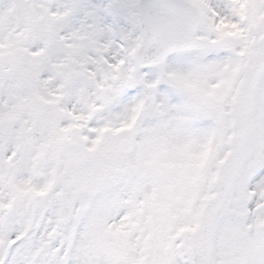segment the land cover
Instances as JSON below:
<instances>
[{
	"label": "snow or ice",
	"instance_id": "1",
	"mask_svg": "<svg viewBox=\"0 0 264 264\" xmlns=\"http://www.w3.org/2000/svg\"><path fill=\"white\" fill-rule=\"evenodd\" d=\"M0 264H264V0H0Z\"/></svg>",
	"mask_w": 264,
	"mask_h": 264
}]
</instances>
